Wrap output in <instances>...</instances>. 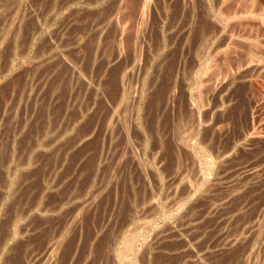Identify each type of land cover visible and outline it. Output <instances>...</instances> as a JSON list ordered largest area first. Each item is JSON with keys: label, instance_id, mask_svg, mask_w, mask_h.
Returning a JSON list of instances; mask_svg holds the SVG:
<instances>
[{"label": "rangeland", "instance_id": "obj_1", "mask_svg": "<svg viewBox=\"0 0 264 264\" xmlns=\"http://www.w3.org/2000/svg\"><path fill=\"white\" fill-rule=\"evenodd\" d=\"M262 232L264 0H0V264H264Z\"/></svg>", "mask_w": 264, "mask_h": 264}, {"label": "bare ground", "instance_id": "obj_2", "mask_svg": "<svg viewBox=\"0 0 264 264\" xmlns=\"http://www.w3.org/2000/svg\"><path fill=\"white\" fill-rule=\"evenodd\" d=\"M147 1V0H146ZM149 4V3H148ZM149 6V5H148ZM143 13V12H142ZM144 14V13H143ZM145 19V18H144ZM14 24H16V23H14ZM10 30V29H9ZM8 33V32H7ZM8 36H9V33H8ZM261 57V56H260ZM250 62V61H249ZM177 73V72H176ZM175 75H177V74H175ZM175 82V81H174ZM130 122V121H129ZM127 131V130H126ZM203 149V148H202ZM203 152V151H202ZM202 154V153H201ZM207 160V159H206ZM79 215H81V214H79ZM80 217V216H79ZM78 217V218H79ZM232 217V216H231ZM259 221V220H258ZM222 222V221H221ZM75 224V223H74ZM71 225V224H70ZM261 226H262V224H261ZM221 227V226H220ZM258 227V226H257ZM260 227V226H259ZM259 229V228H258ZM222 232H224V231H222ZM69 233V232H68ZM255 233V232H254ZM260 233V232H259ZM262 233H264V232H262ZM261 233V234H262ZM248 234V233H247ZM59 236V235H58ZM224 236V235H223ZM223 236H221V237H223ZM60 238V237H59ZM227 238V237H226ZM221 239V238H220ZM223 239V238H222ZM221 239V240H222ZM220 240V241H221ZM58 241V240H57ZM62 241V240H61ZM232 241V240H231ZM223 241H221V243H222ZM227 242V241H226ZM226 242H225V244H226ZM236 242V241H235ZM224 243V242H223ZM134 244V243H133ZM230 244V242L228 243V245ZM232 244H234V242L232 243ZM232 244H230V245H232ZM255 245V244H254ZM225 246V245H224ZM233 246V245H232ZM54 247H56V246H52V244L50 245V246H48L47 247V251H46V253H45V257H47L48 255H49V253L51 252V251H53V248ZM57 247H59V246H57ZM135 246H133L132 248H134ZM250 248H251V246H250ZM56 250H58V249H56ZM249 252V251H248ZM53 253H54V251H53ZM218 253V252H217ZM220 253V252H219ZM230 253V252H229ZM54 255V254H53ZM246 256V255H245ZM51 257V256H50ZM244 257V256H243ZM247 258V257H246ZM255 258V257H254ZM48 259V258H47ZM51 259V258H50ZM52 259H54V258H52ZM248 259V258H247ZM241 260H243V259H241ZM245 260V259H244ZM44 261H45V259H44ZM47 261V260H46ZM136 261V260H135ZM235 261V260H234ZM49 262H50V260H49ZM52 262H54V261H52ZM221 262V261H220ZM43 263V262H42ZM135 263V262H134ZM239 263V262H238ZM50 264V263H49ZM244 264V263H243Z\"/></svg>", "mask_w": 264, "mask_h": 264}]
</instances>
